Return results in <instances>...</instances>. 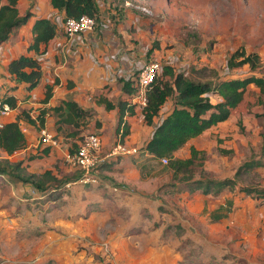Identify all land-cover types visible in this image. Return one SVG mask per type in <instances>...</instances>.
I'll return each instance as SVG.
<instances>
[{"label":"crops","instance_id":"crops-1","mask_svg":"<svg viewBox=\"0 0 264 264\" xmlns=\"http://www.w3.org/2000/svg\"><path fill=\"white\" fill-rule=\"evenodd\" d=\"M96 2L98 20L94 29L85 31L77 43L69 44L61 24L64 10L53 7L50 0H18L19 14L29 10L31 15L0 42V97L15 98L11 112L0 120L5 123L18 119L25 136L24 145L11 153L0 147V161L5 158L21 161L22 174L41 175L50 170L55 177L44 180L43 188H37L30 181L1 173L0 264H176L173 240L162 232L166 222L160 219L159 203L153 198L148 202L138 201L141 194L153 192L146 190L144 183L159 181L149 167L154 158L161 159L144 146L160 117L155 116L152 124L146 123L141 109L129 104L132 93L122 88L125 78L115 75L116 71L133 73L139 58H143L139 51L138 59L129 62L113 49L127 51L134 43L143 48L135 40L143 32L136 23L145 19L127 8L125 17L103 16L106 5L111 14L110 4ZM39 17H49L56 24V34L46 45H41L45 49L38 54L28 50V45L31 27ZM107 20L112 22L109 27L105 24ZM131 24L136 31L129 33L126 28ZM58 42L64 47H58ZM159 51L154 49L152 53L158 56ZM20 54L39 58L42 74L32 89L24 82H17L7 69L9 61ZM107 54L114 57L106 62ZM54 80L52 94L44 101L45 85ZM101 96L115 105L106 108L98 101ZM63 100H73L89 110L79 126L61 121L53 110ZM118 101L125 102L123 113ZM129 105L132 113L127 108ZM171 108L172 101L168 100L160 114ZM43 109L44 120L40 123L37 115ZM40 127L55 134L58 144L40 142ZM125 128L127 133L121 139ZM89 131L101 136L98 167L101 178L87 185L76 180L82 171L68 161L67 154L77 148L81 136ZM197 136L186 143L190 146ZM119 142L137 147L138 151L109 155ZM68 181L72 184L64 188ZM67 193L73 196L71 202L65 201Z\"/></svg>","mask_w":264,"mask_h":264},{"label":"rangeland","instance_id":"rangeland-1","mask_svg":"<svg viewBox=\"0 0 264 264\" xmlns=\"http://www.w3.org/2000/svg\"><path fill=\"white\" fill-rule=\"evenodd\" d=\"M97 1L102 5H106L104 1L110 4L111 14L106 5L103 16L113 19L118 14L122 18L127 8L145 19L136 23L143 32L135 40L143 48L134 43L127 51L113 49L129 62H135L141 51L144 61L149 57L162 58L171 61L175 69H184L193 79L217 80L249 74L248 66L225 71L228 56L243 46L246 51L259 52L262 66L257 72L264 74V0ZM135 29L132 24L126 28L129 33ZM156 42L154 49L160 50L156 53L158 56L148 52ZM113 50L109 52L115 53ZM210 98L216 102L219 96L210 93ZM260 111L258 88L249 84L229 119L191 140V145L205 151L203 166L194 167L195 178L233 177L242 162L259 156L264 134ZM189 147L186 143L176 156H188ZM219 147L228 152L220 151ZM149 170L159 181L144 183L146 190L153 192L141 194L138 201L148 202L153 198L159 203L160 219L166 222L162 232L173 240L176 264H264V198L241 189L264 187V164L240 173L234 185L212 195L200 190L189 192L185 182L174 180L172 170L156 158ZM96 177L100 181L98 170ZM70 184L66 182L64 188H69ZM67 194L65 201L71 202L73 196ZM127 214L132 216L128 211Z\"/></svg>","mask_w":264,"mask_h":264},{"label":"trees","instance_id":"trees-1","mask_svg":"<svg viewBox=\"0 0 264 264\" xmlns=\"http://www.w3.org/2000/svg\"><path fill=\"white\" fill-rule=\"evenodd\" d=\"M17 2L18 0H0V42L6 40L14 28L26 22L31 15L29 10L20 15ZM50 2L53 7L64 10L65 17H79L82 14H88L95 17L96 22L98 20L96 0H50ZM31 31L32 38L28 50H34L39 54L45 49H42L41 45H46L56 34V24L49 17H39L35 19ZM157 45V42L154 43L148 52H153ZM163 61L165 63L162 72L149 88L148 103L143 108V118L146 123L152 124L155 116L160 117L144 146L145 150L158 158L166 156L168 158L166 164L172 170V178L185 182L189 192L200 190L204 194L220 193L223 189L234 185L235 178L240 173L262 166L264 164V134L259 147V156H251L242 162L235 170L233 177L200 176L195 178L194 167L195 165L203 166L205 151L194 145H190L188 156L177 157L175 155V151L190 138L227 120L243 100L249 84H254L258 88V101L261 105L259 114L264 118V74L257 72L258 67L262 66L259 52L246 51L243 46L236 48L228 56L226 66L229 69H235L247 65L250 69L249 74L217 80L193 79L184 69L177 70L172 63L167 60ZM7 69L17 82H24L30 89L37 85L42 74L38 56L29 54H20L11 59ZM55 81L46 83L44 101L51 96ZM122 88L128 93H133L135 87L132 79H122ZM210 93L218 95L219 99L213 102ZM1 98L10 103L12 107L15 106V98L12 95ZM168 100L172 101V108L160 114L161 108ZM98 101L104 103L106 108L115 105L104 96L99 97ZM117 105L123 113L125 102L118 101ZM127 108L130 113L133 112L130 105ZM53 110L61 121L73 123L75 126H79L80 119L89 114V110L80 107L73 100H63L54 106ZM44 113L43 109L37 115L40 123L44 120ZM126 133L127 128L123 129L121 139ZM24 143L25 136L18 119L3 123L0 127V147L11 153L22 147ZM219 150L228 152L221 147ZM1 173L13 174L21 180L30 181L37 188H43L44 180L55 179L50 170H45L41 175L22 174L21 161L12 162L7 158L0 161V175ZM241 189L247 194H253L254 197L264 198V187L245 186Z\"/></svg>","mask_w":264,"mask_h":264},{"label":"built area","instance_id":"built-area-1","mask_svg":"<svg viewBox=\"0 0 264 264\" xmlns=\"http://www.w3.org/2000/svg\"><path fill=\"white\" fill-rule=\"evenodd\" d=\"M125 4H130L129 1H125ZM139 5V4H137ZM146 10L145 7H141ZM142 10V11H143ZM145 12V11H144ZM105 24L111 25V20H107ZM63 36L69 44L77 43L76 41L80 39L85 31L94 29L96 25L95 17L88 14H82L79 17H65L62 20ZM103 24V23H102ZM64 44L57 43L58 47H64ZM114 57V54L105 57L107 62ZM138 60L137 67L133 73L125 74L123 71H116L115 75L120 78L132 79L133 85L135 87L130 103L132 106L136 105L143 112V108L148 103V90L154 82L155 78L161 74L163 64L165 63L162 58L149 57L144 61ZM167 62L171 63V61ZM229 68L225 65V71L229 72ZM12 110V106L6 100L0 97V117L8 115ZM3 122L0 120V127ZM24 129V126H21ZM40 142L50 143L56 145L59 142V138L55 136L45 127H40ZM102 141L101 136L97 132L89 131L85 132L78 143L77 148L73 152L67 154V159L72 164L81 169L82 173L77 177L76 180L80 182H94L97 181V170L101 160ZM137 147H127L123 143H116L108 153L109 155L118 153H135L137 152ZM162 162L167 163L168 158L163 156L160 158Z\"/></svg>","mask_w":264,"mask_h":264}]
</instances>
